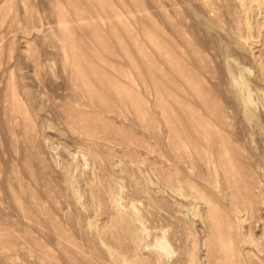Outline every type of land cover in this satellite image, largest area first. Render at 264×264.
Segmentation results:
<instances>
[{"label":"rangeland","instance_id":"374dc122","mask_svg":"<svg viewBox=\"0 0 264 264\" xmlns=\"http://www.w3.org/2000/svg\"><path fill=\"white\" fill-rule=\"evenodd\" d=\"M0 264H264V0H0Z\"/></svg>","mask_w":264,"mask_h":264}]
</instances>
